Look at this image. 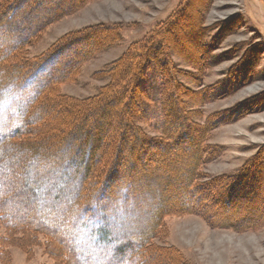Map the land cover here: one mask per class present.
<instances>
[{
	"label": "rangeland",
	"instance_id": "rangeland-1",
	"mask_svg": "<svg viewBox=\"0 0 264 264\" xmlns=\"http://www.w3.org/2000/svg\"><path fill=\"white\" fill-rule=\"evenodd\" d=\"M2 1L3 6L5 2H12L10 6L15 15L7 18L8 35L16 41H26L17 58H8V69L15 65L20 70L24 58L32 63L44 57L46 51L70 33L96 25L120 26L119 42L84 59L77 65L76 73L60 84L58 91L74 98L97 93L107 82L100 72L117 60L130 43L158 30L163 44L169 43L180 54L172 58L180 70L181 92L192 100L186 106L195 110V122L206 129L196 184L206 188L210 183L214 192L211 195L216 197L226 193L230 184L226 177L242 175L246 172L244 167L253 159L263 160L264 167V0H89L75 8L62 0ZM1 36L7 38L5 33ZM68 56V50L58 58L54 56L24 81L23 89L9 100L18 104L21 99L33 97L53 59L56 58L54 68L59 70L69 64ZM2 67L0 64V70ZM163 76L151 64L140 87L144 102L136 124L151 138L160 137L161 111H165ZM7 83H1L0 93L8 88ZM61 119L56 113H47L32 127L33 131L21 137L20 145L0 148V203L8 217L34 215L37 223L51 227L46 216L57 213L63 217L64 206L75 200V194L67 188L73 182L70 175L78 177V171L84 167L74 159L84 158L89 145L83 132L65 141ZM55 120L59 122V129L54 128L52 133L50 129L56 125ZM38 145L44 148L39 150ZM105 158L97 172H104L111 162L108 155ZM71 163H74L72 168ZM116 168L125 173L122 168ZM137 170L143 174L140 167ZM135 176L136 179L141 176L135 184L136 206L131 209L128 198L127 209L115 212L125 223V227L114 225L115 230L111 229L116 239L132 237L160 210L172 206L150 231L146 247L143 246L145 260L138 264H264V209L261 213L258 210L249 214L258 219L236 221L255 223L247 229L211 226L208 217L176 210L172 200H162V191H157L153 179ZM217 177H221L219 181ZM222 178H226L225 182ZM215 184L218 187L214 188ZM259 194V198L255 197L264 201V188ZM200 204L197 207L203 209ZM211 204L213 198L209 197L205 209ZM211 206L217 212L222 210L220 204ZM216 218L232 222L236 219L222 215ZM7 221L0 217V264H70L71 261L63 258L61 243L57 244L54 238L27 226L8 229Z\"/></svg>",
	"mask_w": 264,
	"mask_h": 264
},
{
	"label": "trees",
	"instance_id": "trees-1",
	"mask_svg": "<svg viewBox=\"0 0 264 264\" xmlns=\"http://www.w3.org/2000/svg\"><path fill=\"white\" fill-rule=\"evenodd\" d=\"M62 1L75 8L89 0ZM2 2L0 0V35L5 33L7 38L0 37V64L3 66L0 70V85L7 81L8 88L6 87L4 93H0V148L5 145H20L21 137L33 131L32 127L38 120L51 112L62 118L60 128L65 131V141L68 137L83 132L89 145L84 158L78 156L74 159L84 168L78 171V177L73 173L70 175L73 182L67 188L75 194V200L64 206L63 217L57 213L46 216V220L52 225L44 227L37 223L34 215L18 219L8 217L9 214L1 209L0 203V217L5 221L9 218L6 222L8 229L27 226L32 230L46 233L54 238L57 244L61 243L63 258L71 261L70 264L143 263L145 244L151 234L150 231L158 225L161 215L172 206L167 205L160 210L142 229L132 233V237L116 239L111 229L115 230L114 225L125 227V223L115 212L127 209L128 198L130 208L135 209L136 206L134 198L138 193L135 184L141 180V176L136 179V174L153 179L157 191H162L160 194L162 200H172L176 210L208 217L211 226L243 230L255 224L236 221L258 219L256 215L253 217L249 214L258 210L261 213V209H264L263 199H257L261 195L259 191L264 188L263 160L255 158L244 167L246 172L242 175L226 177L230 184H227L229 186L225 194L220 193L214 197L211 195L214 192L211 191L210 183L206 188L196 184L199 180L201 144L206 129L195 122L193 118L195 110L186 106L192 100L188 94L185 98L184 92H181V82L178 81L180 70L172 58L173 55L180 57V54H176L169 43L163 44L161 35L158 36V30L151 31L141 41L130 43L117 60L100 72L106 77L107 82L98 88L97 93L86 98H74L60 93L58 91L60 84L76 73L77 65L84 59L119 42L120 26L96 25L70 33L56 42L57 48L55 46L52 50L46 51L44 57L32 63L24 58L20 70L16 69L15 65L8 69V58H17L26 41H16L15 37L8 35L7 18L15 15L10 6L12 2L11 4L5 2L4 6ZM43 12L44 15L47 14L46 10ZM66 50L70 53L69 64L57 70L54 68L56 58ZM54 56L56 58L51 62L50 70L44 74V82L33 97L21 99L18 104L9 100L13 98V94L23 89L24 81L34 76L37 69L45 67ZM151 64L164 73L162 108H165V111H161L162 124L159 127L158 138L149 137L136 124L144 102L142 101L144 91L140 87ZM55 121L56 125L53 124L51 132L54 128L59 129V122ZM191 125L192 127L198 125L199 128L193 129L189 127ZM40 148L44 147L38 145L39 150ZM110 150L111 154L108 153ZM105 155L111 158V162L107 164L104 172H97L98 165L103 162ZM260 161L262 163L257 167ZM73 164L71 163V168ZM114 167L122 168L125 173L115 170ZM137 167L143 170V174H139ZM220 178L217 177V181ZM226 178H222L224 182ZM155 179H158V183ZM216 179L211 181L216 182ZM215 186L218 187L217 184L214 188ZM253 191L255 193L252 194ZM203 192L205 194H201ZM115 197H119L117 198L119 200L116 201ZM209 197L213 198L211 205L220 204L223 211L218 209L217 212L211 205L209 209H205V205L209 204ZM197 204L203 209L197 207ZM234 206L239 209H235ZM229 210L232 213H229ZM221 215L225 218L236 217L237 220L234 218L232 222L216 218ZM135 238L139 240L136 241Z\"/></svg>",
	"mask_w": 264,
	"mask_h": 264
}]
</instances>
